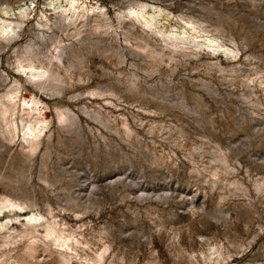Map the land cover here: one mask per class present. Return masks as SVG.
<instances>
[{"label": "rangeland", "instance_id": "1", "mask_svg": "<svg viewBox=\"0 0 264 264\" xmlns=\"http://www.w3.org/2000/svg\"><path fill=\"white\" fill-rule=\"evenodd\" d=\"M8 23L0 264H264V0H0Z\"/></svg>", "mask_w": 264, "mask_h": 264}, {"label": "bare ground", "instance_id": "2", "mask_svg": "<svg viewBox=\"0 0 264 264\" xmlns=\"http://www.w3.org/2000/svg\"><path fill=\"white\" fill-rule=\"evenodd\" d=\"M73 3H76V0H70V5H73ZM0 30L2 33L4 32H11V31H14V26H12L11 24H6V25H1L0 26ZM56 59H58L59 61L61 60V52L57 53V55L55 56ZM32 76H36V77H40V72H32L31 73ZM13 95L12 94H8L7 95V98L10 100V99H13ZM33 101L31 103H26L25 101L23 102V104H26L27 106V109L29 110H32V105H33ZM41 121V120H40ZM41 132V128L40 127H37V126H32L30 124L27 125V131L25 132V138L28 140V138H35L36 136H38ZM30 139V140H31ZM29 140V141H30ZM33 141V140H32ZM19 211H22L21 209V206L14 202V201H11L9 199H5L1 205H0V208H6L7 210H12V209H17ZM16 214L17 212L14 211ZM41 215L38 214V213H30L28 215H25L24 216V224L27 226H31L32 228L36 226V224H40V225H43L44 228H45V233H44V237H49L52 239L53 242H58L59 245H63V244H66V241L65 239L63 238H60L59 235L56 234L53 226L51 223L49 222H46L45 224L44 223H39V220L41 219ZM11 218H16L15 215L13 216H10L9 217V220L5 221V222H1L0 223V228H4V229H7V224L10 222V219ZM28 232H25L23 231L22 234L20 236H24L25 234H27ZM59 239H61V241H59Z\"/></svg>", "mask_w": 264, "mask_h": 264}]
</instances>
